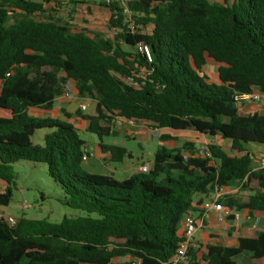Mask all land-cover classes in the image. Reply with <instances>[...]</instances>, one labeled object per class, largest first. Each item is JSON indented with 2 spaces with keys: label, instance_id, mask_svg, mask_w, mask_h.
Returning a JSON list of instances; mask_svg holds the SVG:
<instances>
[{
  "label": "trees",
  "instance_id": "16d2710c",
  "mask_svg": "<svg viewBox=\"0 0 264 264\" xmlns=\"http://www.w3.org/2000/svg\"><path fill=\"white\" fill-rule=\"evenodd\" d=\"M46 3L0 0V111L9 114L0 116V207L12 200L13 165L26 161L46 165L61 203L86 216L59 223L20 218L13 226L0 218V264H111L123 257L172 264L183 216L220 190L240 185L253 195L218 202L264 212V170L253 171L246 149L264 145V115L245 116L233 100L258 93L264 103V0H127L128 13L102 3L111 37L72 30L74 11L59 16ZM138 46L148 48L150 60ZM66 81L95 102L94 114L76 115L110 162L127 155L102 143L115 118L228 141L234 154L216 145L201 152L187 142L185 155L160 148L145 174L123 181L89 174L82 168L85 143L72 125L29 115L50 111ZM42 130L48 133L36 145ZM243 253L254 261L244 264H264V230L239 238L235 248L209 246L201 258L190 248L184 264H236L232 259Z\"/></svg>",
  "mask_w": 264,
  "mask_h": 264
},
{
  "label": "rangeland",
  "instance_id": "374dc122",
  "mask_svg": "<svg viewBox=\"0 0 264 264\" xmlns=\"http://www.w3.org/2000/svg\"><path fill=\"white\" fill-rule=\"evenodd\" d=\"M29 1L34 2V0ZM40 1L42 2L43 0ZM210 1L213 2V0ZM84 2L85 3L81 6H84L85 9L83 12L87 17L85 18V16H82V18L88 22L87 25L90 26V30L93 32L91 35L98 34L111 37L107 30L109 15H104L103 11L105 10H103L104 7L101 0H84ZM126 2L127 0H122V6H125ZM46 5L47 3L45 6ZM71 25L72 30L80 31L74 28L73 24ZM204 71L211 80L216 81V71L214 68L207 66L204 68ZM79 102L78 98H75L72 101V107H76ZM81 102L87 106V111L83 112V114H94L95 104L89 97H82ZM259 104L261 105V102ZM0 116H7V113L0 111ZM115 119L119 122H123L118 118ZM119 128L121 133L118 134V132L115 131L114 134L103 137L102 142L111 145L118 142L119 146L123 144V147L128 151V155L124 157L122 162H106L112 172H114V170L117 171L114 179L123 181L135 173L137 168L141 165H147L149 168H152L153 156L160 147L158 146L159 143L157 140L154 139L151 134H142L137 129L135 133L134 127L127 123L119 126ZM124 129L127 131L129 137L125 138L122 135ZM44 133H48V131H36L32 139L33 143L41 145V138ZM78 135L85 143L84 148L88 153H94L95 148L100 143L98 137L87 130L78 131ZM185 136L189 138L188 140H194V142L189 141L188 143L194 144L195 149H198V151L204 152L208 145H216L221 147L224 153L228 155L234 154L231 150V144L228 141H222L218 138L203 137L193 133H186ZM181 139L184 140L183 138ZM185 141L186 140H184V142ZM13 171L16 179L12 186V200L7 207H0V218H13L14 220L26 218L30 220H47L51 223H59L64 218L73 219L86 216L84 212L71 209L61 203V199L63 198L61 188L47 175L46 165L20 161L13 165ZM4 190L5 184L0 182V193ZM128 258L129 257L118 258L113 262L121 260L117 264H133L131 261H128ZM251 262L254 261L251 260L248 254H244L235 259L236 264Z\"/></svg>",
  "mask_w": 264,
  "mask_h": 264
},
{
  "label": "crops",
  "instance_id": "0c3cea01",
  "mask_svg": "<svg viewBox=\"0 0 264 264\" xmlns=\"http://www.w3.org/2000/svg\"><path fill=\"white\" fill-rule=\"evenodd\" d=\"M34 2L40 3V0H34ZM213 2L222 4V0H213ZM69 4V0H48L47 5L44 8L45 9H52L54 8L55 11L59 14V16H66L68 12L74 11L73 20L70 21L71 24L74 25V28L78 30H82L84 32H88L89 34L93 33L90 30V26H88V22L82 18L84 15L83 10L85 9L84 6ZM48 7V8H47ZM104 15L110 17L109 10L107 8H103ZM72 13V12H71ZM87 16H85L86 18ZM79 31V32H80ZM65 83H70L71 85V96L70 98L64 97V86L62 89V94L58 96L54 102V106L50 111H40V110H30L29 115L33 117L38 118H52L57 119L61 122L67 123L72 125L76 130L83 131L87 130L86 122L79 116L76 115V113L79 111V106L83 104L81 102L82 97L79 95L76 85L71 81H66ZM78 98L80 101L76 107H72V101ZM94 102V101H93ZM257 103L247 104L244 106H241L239 108V111L241 114L247 116V115H253L257 113L258 115H264V103L261 102V105ZM95 104V102H94ZM85 105V104H84ZM4 112V111H1ZM7 113V112H4ZM9 114L7 113V116L2 117H8ZM73 116V117H72ZM124 123H127L125 121L119 122L116 121L114 126L111 129V134H114L115 131L121 133L119 126L123 125ZM128 124V123H127ZM129 125V124H128ZM134 127L135 133L137 130L141 132L142 134H151L154 139L157 140L159 143V147L166 148L167 150H181L182 154L184 152L182 151V146L184 143L187 142H194V140H188L189 138L185 136L186 133H193L196 135H200L195 132H189V131H172L169 129H152L150 125L145 121H138L135 122L134 125H130ZM133 129V128H132ZM123 136L129 137L127 131L123 130ZM116 135V134H115ZM160 136H169L170 139L167 141H161ZM202 136V135H201ZM207 137V136H203ZM186 140L184 142V140ZM211 138V137H209ZM103 143V142H102ZM105 145H111L109 143H103ZM112 146H118V142L113 143ZM122 148L123 144H122ZM125 149V148H124ZM246 149L251 152L253 155V166L255 164V161L264 154V145H251L246 147ZM198 150V149H196ZM126 154L128 155V151L125 149ZM176 154V153H173ZM110 156L107 154H103L99 147L97 146L94 150V153L89 154V159L87 162L82 163V168L85 172L89 174H95V175H107L115 178V174L117 173L116 170L112 172V170L108 167L106 162L109 161ZM151 169V168H150ZM133 173L132 175L136 174ZM130 175L129 177H131ZM128 177V178H129ZM127 179V178H126ZM229 196L232 197V199L239 203L241 200H244L248 198L249 196L253 195V192H250L248 190H243L240 188V185H236L234 187L225 189V192L222 193V196ZM205 203V201L203 202ZM233 209H236V211L240 212V218L238 220H235L232 216H227L223 222L217 221V215L216 212H210L207 216L202 215V209L199 208L196 212L193 213V216L196 218L197 222V230L193 236V243L195 244V248L198 250V257L201 258L205 256L206 254V248L209 246L212 247H223V248H235L237 246V240L239 238H248L253 237L258 234V232L264 230V212H249L240 209L237 207H230ZM250 217V221H247L246 217ZM256 224L255 228H252V225ZM178 236H182V230L180 228L178 232ZM243 253L235 258H233V262H235L236 258H239L243 256ZM249 255V254H248ZM121 260H117V262H112V264H117ZM128 261H131L132 263H135L132 258H128ZM205 264V263H201Z\"/></svg>",
  "mask_w": 264,
  "mask_h": 264
},
{
  "label": "built area",
  "instance_id": "2783aa9c",
  "mask_svg": "<svg viewBox=\"0 0 264 264\" xmlns=\"http://www.w3.org/2000/svg\"><path fill=\"white\" fill-rule=\"evenodd\" d=\"M72 1V0H69ZM101 2L109 6L111 4H119L122 6V0H101ZM123 7L124 13H128L127 9L125 6ZM130 29H133L130 27ZM111 34L114 35L116 34L117 30L111 29ZM138 52L144 53L148 60H150V54L149 50L146 46H138ZM9 74H6V77H8ZM64 97L65 98H70L71 96V85L70 83H65L64 84ZM261 96L258 93H246V94H235L234 95V102L237 105L238 108L241 106L247 105V104H252V103H257L260 101ZM79 110L81 112H86L87 111V106L82 104L79 106ZM129 125H134V121H125ZM89 159V153L88 151L84 148L83 151V156H82V161L87 162ZM150 170L149 166L147 165H141L137 168V173L145 174ZM258 170H264V154H262L256 161L253 166V171H258ZM223 191L225 189L220 190L217 192L212 200L206 201L205 203L202 204V215L207 216L208 213L210 212H216L218 213L217 215V221L218 222H223L227 216H232L235 220H238L240 218V212L236 211V209L229 208L223 206L221 203L218 202V199L222 196ZM247 221H250V217H246ZM6 223L9 226H13L15 224V220L13 218H6L5 219ZM181 230H182V236L180 237L181 242L178 245V248L176 250L175 255L173 256L171 262L172 264H184L186 263L187 260V252L190 248H195V244L193 243V236L197 230V222L196 218L193 216V213H187L183 216L180 224ZM256 224L252 225V228H255Z\"/></svg>",
  "mask_w": 264,
  "mask_h": 264
},
{
  "label": "water",
  "instance_id": "95a60500",
  "mask_svg": "<svg viewBox=\"0 0 264 264\" xmlns=\"http://www.w3.org/2000/svg\"><path fill=\"white\" fill-rule=\"evenodd\" d=\"M120 146L122 147V144Z\"/></svg>",
  "mask_w": 264,
  "mask_h": 264
}]
</instances>
